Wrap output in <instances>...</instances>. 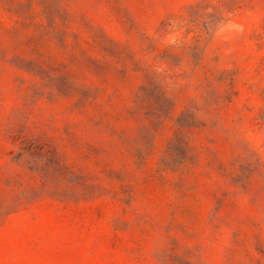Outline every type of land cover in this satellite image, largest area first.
Wrapping results in <instances>:
<instances>
[{
  "label": "rangeland",
  "instance_id": "obj_1",
  "mask_svg": "<svg viewBox=\"0 0 264 264\" xmlns=\"http://www.w3.org/2000/svg\"><path fill=\"white\" fill-rule=\"evenodd\" d=\"M0 264H264V0H0Z\"/></svg>",
  "mask_w": 264,
  "mask_h": 264
}]
</instances>
